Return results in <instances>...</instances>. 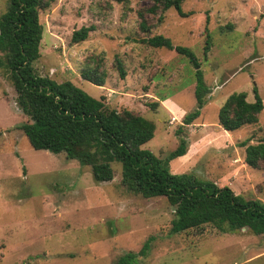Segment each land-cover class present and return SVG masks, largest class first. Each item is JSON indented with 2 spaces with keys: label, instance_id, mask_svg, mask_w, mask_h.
Segmentation results:
<instances>
[{
  "label": "rangeland",
  "instance_id": "rangeland-1",
  "mask_svg": "<svg viewBox=\"0 0 264 264\" xmlns=\"http://www.w3.org/2000/svg\"><path fill=\"white\" fill-rule=\"evenodd\" d=\"M6 1L0 0V15ZM151 5L149 0H51L39 12L43 34L36 72L58 83L69 81L109 108H127L152 121L154 136L141 148L164 159L178 145L175 131L184 114L168 112L158 101L171 99L185 113L195 110V68L175 51L134 41L162 35L189 49L201 62L208 94L200 117L183 129L191 145L186 160H171L169 170L264 202V168H249L240 146L264 139V0H185L181 11L187 17L173 8L149 14ZM139 13L150 27L147 33L139 26ZM88 26L94 28L88 38L71 43L72 33ZM115 56L123 63L124 79L114 68ZM89 58L104 60V86L80 76ZM254 89L263 103L258 122L224 132L217 114L226 98L244 93L254 102ZM15 98L0 69V264H115L149 238V254L140 264H264V235L245 228L170 234L174 208L164 197L144 199L128 192L117 162L110 182H96L89 167L63 153L32 149L18 129L28 119ZM154 103L151 110L148 105Z\"/></svg>",
  "mask_w": 264,
  "mask_h": 264
},
{
  "label": "trees",
  "instance_id": "trees-1",
  "mask_svg": "<svg viewBox=\"0 0 264 264\" xmlns=\"http://www.w3.org/2000/svg\"><path fill=\"white\" fill-rule=\"evenodd\" d=\"M120 1V0H117ZM149 14L163 13L173 8L180 17L185 0H149ZM51 0H7L0 15V69L6 73L16 94L15 102L28 122L18 129L34 150L51 154L63 153L68 160L89 167L96 182L113 179L112 163L120 164V181L126 190L144 199L164 197L174 208L170 234L192 229L214 228L219 233L247 229L254 235H264V202L245 199L228 187H217L212 182L201 181L194 174H173L169 162L184 156L188 141L183 129L201 115L204 97L208 90L203 83V72L192 52L176 46L162 35L136 39L134 42L152 48H164L185 56L195 68V98L197 107L184 113L181 125L175 131L179 142L164 159L158 158L141 147L155 133V124L127 108H109L103 99H95L75 87L71 82H56L40 76L33 63L40 56L43 27L39 12L50 5ZM139 26L143 33L150 27L139 13ZM93 26L81 27L71 35V43L85 41ZM211 41L207 38L203 60H207ZM113 65L119 78H125L121 60L115 56ZM80 76L96 86H104L107 78L102 58H89L83 64ZM254 102L246 100V94L228 96L218 110V126L231 133L243 126L258 122L263 103L256 89ZM162 100H165L163 98ZM156 103L148 107L154 110ZM244 163L252 169L264 168V139L256 144L243 141ZM151 238L138 252H126L115 264H140L150 251Z\"/></svg>",
  "mask_w": 264,
  "mask_h": 264
},
{
  "label": "crops",
  "instance_id": "crops-1",
  "mask_svg": "<svg viewBox=\"0 0 264 264\" xmlns=\"http://www.w3.org/2000/svg\"><path fill=\"white\" fill-rule=\"evenodd\" d=\"M158 102H159L160 106H162V107L164 106L163 104H166L165 107H163V108H165L168 112L171 110H173V111L181 110L183 114L185 113L184 110H182L178 105H176V103H174L171 99H166L163 102L162 101H158ZM190 147H191V145L189 146L188 150L190 149ZM186 156H187V153L184 156L178 157V159L180 161L186 160V159H184V158H186ZM181 163H183V162H181ZM183 165H185V163Z\"/></svg>",
  "mask_w": 264,
  "mask_h": 264
}]
</instances>
